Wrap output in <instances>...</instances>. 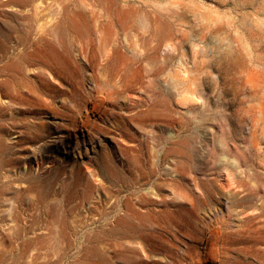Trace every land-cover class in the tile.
<instances>
[{
	"label": "rangeland",
	"instance_id": "obj_1",
	"mask_svg": "<svg viewBox=\"0 0 264 264\" xmlns=\"http://www.w3.org/2000/svg\"><path fill=\"white\" fill-rule=\"evenodd\" d=\"M0 264H264V0H0Z\"/></svg>",
	"mask_w": 264,
	"mask_h": 264
},
{
	"label": "water",
	"instance_id": "obj_2",
	"mask_svg": "<svg viewBox=\"0 0 264 264\" xmlns=\"http://www.w3.org/2000/svg\"><path fill=\"white\" fill-rule=\"evenodd\" d=\"M206 237H207V234H206V236H205L204 242L206 241Z\"/></svg>",
	"mask_w": 264,
	"mask_h": 264
},
{
	"label": "bare ground",
	"instance_id": "obj_3",
	"mask_svg": "<svg viewBox=\"0 0 264 264\" xmlns=\"http://www.w3.org/2000/svg\"><path fill=\"white\" fill-rule=\"evenodd\" d=\"M70 24L72 25L73 24V21H70Z\"/></svg>",
	"mask_w": 264,
	"mask_h": 264
}]
</instances>
